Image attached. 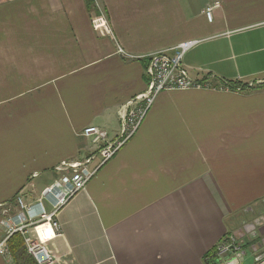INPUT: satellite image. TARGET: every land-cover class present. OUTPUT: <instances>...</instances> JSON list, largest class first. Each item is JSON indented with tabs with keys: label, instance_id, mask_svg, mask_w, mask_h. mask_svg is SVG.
Here are the masks:
<instances>
[{
	"label": "crops",
	"instance_id": "0c3cea01",
	"mask_svg": "<svg viewBox=\"0 0 264 264\" xmlns=\"http://www.w3.org/2000/svg\"><path fill=\"white\" fill-rule=\"evenodd\" d=\"M191 40L192 76L255 87L161 91L102 162L82 130L116 140L146 56ZM92 154L56 210L54 264H205L227 234L262 254L264 225L246 228L264 214V0H0V239L16 195L35 203L60 162Z\"/></svg>",
	"mask_w": 264,
	"mask_h": 264
},
{
	"label": "built area",
	"instance_id": "2783aa9c",
	"mask_svg": "<svg viewBox=\"0 0 264 264\" xmlns=\"http://www.w3.org/2000/svg\"><path fill=\"white\" fill-rule=\"evenodd\" d=\"M211 11L212 6H207L204 10L208 19H211ZM105 25L107 27V24ZM196 43V40L184 41L146 56L147 65L144 70L147 77L146 88L119 108L120 135L116 140L105 142L106 132L96 126L82 130V135L89 137L96 147V151L102 157V162L108 159L138 129L157 94L161 91L193 88L230 89L227 86L212 85L211 81L215 79V76L197 78L191 75L183 63V57ZM118 52L124 53L121 48H118ZM255 85L256 83L247 82V87L244 89L255 87ZM234 89L242 88L237 85ZM93 158L94 154L81 161L60 162L56 169L66 171L69 175H63L54 184L46 187L33 204L24 202L21 196L16 195V211L2 219L5 234L0 239V254L7 255L9 253L8 239L17 232L22 235L26 251L36 264H54L56 262V256L48 247V242L60 229L56 210L66 199L84 189L94 173V170L88 167ZM44 199L53 200L51 211L47 210ZM262 225H264V214L257 216L246 230L254 232L257 226ZM255 237L250 238V241L256 239ZM246 243L236 235H225L213 253L205 257V264H233L234 262L240 264L244 260L245 253L242 261L239 260V255L242 251L245 252L244 245ZM260 247V242L250 245V252L254 254L255 258L254 264H264V258L258 259L259 254L256 253Z\"/></svg>",
	"mask_w": 264,
	"mask_h": 264
},
{
	"label": "trees",
	"instance_id": "16d2710c",
	"mask_svg": "<svg viewBox=\"0 0 264 264\" xmlns=\"http://www.w3.org/2000/svg\"><path fill=\"white\" fill-rule=\"evenodd\" d=\"M205 78V77H204ZM212 85L216 86H227L230 89H234L235 86H241L242 89L247 87V82L242 83L241 81L238 82H232L230 80H226L224 78H215L213 81H211ZM256 239H254L255 241ZM249 243L247 242L244 245V248L247 247ZM8 247L10 249V252L12 254L13 262L14 264H36L33 258L27 253L22 236L19 233H14L10 236L8 239ZM210 252L207 255L212 254ZM206 255V256H207Z\"/></svg>",
	"mask_w": 264,
	"mask_h": 264
},
{
	"label": "rangeland",
	"instance_id": "374dc122",
	"mask_svg": "<svg viewBox=\"0 0 264 264\" xmlns=\"http://www.w3.org/2000/svg\"><path fill=\"white\" fill-rule=\"evenodd\" d=\"M256 241H258L257 239L254 241V239H252L250 242H248L249 243V245L247 246V247H245L244 249H247L246 251H245V256H244V260H243V262H241L240 264H250V245L251 244H254ZM252 262H254L253 260H252Z\"/></svg>",
	"mask_w": 264,
	"mask_h": 264
},
{
	"label": "water",
	"instance_id": "95a60500",
	"mask_svg": "<svg viewBox=\"0 0 264 264\" xmlns=\"http://www.w3.org/2000/svg\"><path fill=\"white\" fill-rule=\"evenodd\" d=\"M244 251L241 252V254L239 255V260L242 261L243 260V255H244ZM264 258V252L262 254H260L258 256V259H263ZM233 264H237L236 262H234Z\"/></svg>",
	"mask_w": 264,
	"mask_h": 264
}]
</instances>
